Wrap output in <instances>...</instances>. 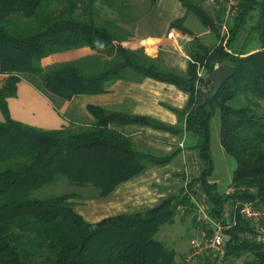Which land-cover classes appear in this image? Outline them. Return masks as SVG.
<instances>
[{
    "label": "trees",
    "instance_id": "1",
    "mask_svg": "<svg viewBox=\"0 0 264 264\" xmlns=\"http://www.w3.org/2000/svg\"><path fill=\"white\" fill-rule=\"evenodd\" d=\"M179 1L187 16L170 27L192 36V62L186 75L164 68L146 46L133 45L136 38L128 27L137 19L124 0H0V264H186L178 262L176 250L155 237L175 221L180 208H195L191 191L195 182L202 184L214 220H220L237 201L264 203V115L260 114L264 109V0H242L224 37L222 10L215 9L213 17L205 0ZM191 16L220 42L207 47L184 26ZM244 31L248 40L260 44L257 52L236 48ZM84 50L90 54L69 58ZM222 65L235 67V75L201 107L202 95L210 91L209 76ZM28 74L39 86L21 78ZM146 78L190 94L187 107L175 111L178 127L90 106L95 123L72 120L60 130H44L15 120L9 108L8 100L17 96L22 80L52 101L67 102L77 95L104 94L119 80ZM218 113L221 145L235 164L228 188L209 180L215 170L211 122ZM112 125L194 134L195 150L205 165L202 176L159 207L97 224L75 212V194L36 195L65 180L77 188L93 187L105 197L146 168L173 160L171 154L138 150ZM229 188L235 190L231 196L225 194ZM254 232L239 217L227 233L225 258L205 257L200 264H222L245 256L252 259L245 264H264V245Z\"/></svg>",
    "mask_w": 264,
    "mask_h": 264
},
{
    "label": "crops",
    "instance_id": "2",
    "mask_svg": "<svg viewBox=\"0 0 264 264\" xmlns=\"http://www.w3.org/2000/svg\"><path fill=\"white\" fill-rule=\"evenodd\" d=\"M139 16L132 26L136 38L133 45L146 46L149 54L157 57L164 68L186 75L192 62V36L170 27L173 22L186 18V8L179 0H156ZM189 23L190 19H187L184 25L188 29ZM255 52L257 50L248 53ZM86 53L90 54L85 50L78 51L69 58H79ZM17 89V96L8 100L12 117L44 130H60L72 120L82 121L87 125L95 123V118L89 112L90 106L178 127L179 116L175 111L185 109L190 100V94L177 86L150 78L141 82L119 80L111 84L104 94L77 95L67 102L50 100L26 80H22ZM211 123L215 170L209 180L219 187L226 185L228 188L232 183L235 165L232 166L233 159L221 145L219 113ZM111 128L129 137L138 150L157 156L171 154L174 158L164 166L146 168L139 175L120 184L108 196L100 197L98 194L93 197L91 214L75 209L90 224L159 207L164 200L177 196L182 186L197 181L205 170V165L195 150L197 138L194 134L183 132L182 135H177L142 125H112ZM217 157L225 164V174L219 172ZM226 166L229 167L228 170ZM191 191L195 194L197 206L210 212L212 206L203 193L202 184L195 182Z\"/></svg>",
    "mask_w": 264,
    "mask_h": 264
},
{
    "label": "rangeland",
    "instance_id": "3",
    "mask_svg": "<svg viewBox=\"0 0 264 264\" xmlns=\"http://www.w3.org/2000/svg\"><path fill=\"white\" fill-rule=\"evenodd\" d=\"M127 2L128 5L132 8V16L133 18L141 16L148 8L151 6V0H124ZM147 8V9H146ZM205 8L213 17L216 16L215 8L213 9L207 0H205ZM139 16V17H140ZM129 30L132 29V26L128 27ZM189 29L197 34L198 36H201L202 42L207 45V47H212L215 44H218L220 40L217 38V35L213 32L207 30L203 27V25L199 22L197 18L194 16H191L190 23H189ZM229 30V27H228ZM237 47L245 48V51L251 52L255 50L260 49V44L255 39H247V33L244 31L240 34V37ZM22 79H26L29 82H33L35 85L39 86L34 78H32L31 74L28 75H22ZM54 101L59 102L58 99H54ZM239 103H235V106ZM261 105L264 108V102H261ZM260 114L264 115V109L260 111ZM0 119H1V113H0ZM218 158V157H217ZM231 160V158H230ZM232 166L235 164L233 160ZM218 165H219V172L221 174H225L224 166L225 164L221 163V159L218 158ZM228 170V166H226ZM223 188H226V185L223 186ZM63 193H71L75 194L74 202L76 204L75 209L77 210H84L86 212H89L91 214L92 207L91 202L93 200V197L98 196L99 192L93 188V187H87V188H77L72 185H69V182L62 181L57 186H47L43 188L42 190L36 192V195L38 197H46L52 194H63ZM195 201V208L192 210L190 208H182L178 211V214L176 216L175 221L172 224L164 226L160 234L158 233L156 235V240L163 242L166 244L169 248H172L176 250L178 256L177 260L178 262H182L184 259L185 254L187 253L191 240L196 236L197 231L199 227H202V222L200 219L202 218V214L200 212V208L196 204V198ZM245 260L251 261L252 259L249 258V256H245V258L236 259V258H229L227 261H223L222 264H245Z\"/></svg>",
    "mask_w": 264,
    "mask_h": 264
},
{
    "label": "built area",
    "instance_id": "4",
    "mask_svg": "<svg viewBox=\"0 0 264 264\" xmlns=\"http://www.w3.org/2000/svg\"><path fill=\"white\" fill-rule=\"evenodd\" d=\"M209 5L216 10L223 11L222 37L227 34L228 26L233 23L238 15L242 0H207ZM221 37V38H222ZM203 76V72L199 73ZM233 188H229L225 194L233 195ZM202 227H199L196 236L191 240L189 249L184 256L186 264H200L205 257L213 260H222L226 256L227 233L238 224L241 217L249 222L255 230V239L264 245V203L260 199L253 201H237L225 211L220 220H214L209 212L200 209Z\"/></svg>",
    "mask_w": 264,
    "mask_h": 264
},
{
    "label": "water",
    "instance_id": "5",
    "mask_svg": "<svg viewBox=\"0 0 264 264\" xmlns=\"http://www.w3.org/2000/svg\"><path fill=\"white\" fill-rule=\"evenodd\" d=\"M235 71V67L230 65H222L215 68L209 76L210 91L201 97V107H204L208 101L217 97L223 86L235 75Z\"/></svg>",
    "mask_w": 264,
    "mask_h": 264
}]
</instances>
